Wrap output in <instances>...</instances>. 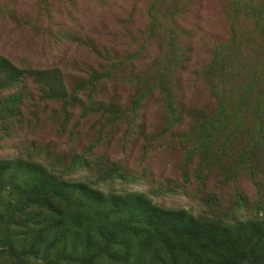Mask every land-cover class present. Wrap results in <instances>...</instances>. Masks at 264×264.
I'll use <instances>...</instances> for the list:
<instances>
[{"label": "rangeland", "instance_id": "1", "mask_svg": "<svg viewBox=\"0 0 264 264\" xmlns=\"http://www.w3.org/2000/svg\"><path fill=\"white\" fill-rule=\"evenodd\" d=\"M14 64L62 71L18 79ZM76 88V104L51 98ZM89 96L99 109L88 115ZM212 114L205 141L225 153L226 168L207 166L202 185L197 158L184 172L178 136L199 133ZM263 136L264 0H0V160L24 158L73 180L89 174L72 171L82 157L106 175L120 165L138 179L96 183L106 193L145 192L159 206L229 223L263 221L264 196L247 173L264 179ZM12 181L0 166V186ZM238 190L249 209L231 206ZM221 203L226 213L217 214Z\"/></svg>", "mask_w": 264, "mask_h": 264}, {"label": "trees", "instance_id": "2", "mask_svg": "<svg viewBox=\"0 0 264 264\" xmlns=\"http://www.w3.org/2000/svg\"><path fill=\"white\" fill-rule=\"evenodd\" d=\"M155 28L152 17L150 30L154 34ZM53 71L62 70L25 69L14 64L18 79L31 74L45 78ZM103 76L95 73L93 80ZM79 92L81 88H76L51 98H68L69 106L77 103L75 95ZM93 99L91 96L88 115L99 109ZM169 103L173 105V100ZM121 118L117 115L115 120ZM215 118V114L206 117L199 133L185 130L178 136L185 149L184 172L188 174L187 166L197 158L193 176L202 185L207 181V166L226 168L225 153L213 150V143L205 141L206 132L216 129L212 125L217 122ZM258 126L253 133L261 132ZM259 142L264 144V136ZM0 166L14 172L10 186H0L7 195L5 205L0 200V264H264V220L258 213L259 220L229 223L196 216L183 208L159 206L145 192L106 193L96 183H107L111 176L134 183L137 176L120 165L110 168L111 174L106 175L107 170L96 171L83 157L76 160L72 171L88 170L85 180L66 179L58 171L24 158ZM232 168V179L238 183L242 176H237L239 167ZM254 171L247 173L252 175L258 194L264 196V179ZM234 195L231 206L249 209L247 195L241 190ZM260 203L264 205V197ZM215 209L217 214L226 213L222 203Z\"/></svg>", "mask_w": 264, "mask_h": 264}]
</instances>
